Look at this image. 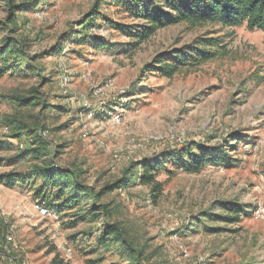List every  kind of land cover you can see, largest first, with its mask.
<instances>
[{
  "label": "rangeland",
  "instance_id": "374dc122",
  "mask_svg": "<svg viewBox=\"0 0 264 264\" xmlns=\"http://www.w3.org/2000/svg\"><path fill=\"white\" fill-rule=\"evenodd\" d=\"M110 20L146 23L113 0H0V46L11 39L24 52L0 61V264H134L113 233L84 237L103 230L100 212L79 219L92 198L55 199L49 180L62 182L63 168L104 190L98 203L142 264H264V218L254 216L264 208V31L177 23L134 45ZM204 37L217 39L219 55L171 77L145 71ZM192 144L225 148L230 166L177 169ZM145 159L159 168L144 184ZM65 185L64 196L74 193ZM236 203L240 221H223Z\"/></svg>",
  "mask_w": 264,
  "mask_h": 264
},
{
  "label": "trees",
  "instance_id": "16d2710c",
  "mask_svg": "<svg viewBox=\"0 0 264 264\" xmlns=\"http://www.w3.org/2000/svg\"><path fill=\"white\" fill-rule=\"evenodd\" d=\"M113 2L115 5L122 6L130 16L146 22L141 25H122L111 20L108 21L110 26L123 28L128 36L135 37L134 45L145 41L157 30L177 23H185L189 27H198L206 24L236 27L245 24L249 30L258 29L264 31V0H113ZM14 7L20 8L21 5ZM6 40L3 46H0V61L3 64H6L11 55L24 54L23 51L11 45V42H13L11 39ZM104 44L101 43V40H97L94 43V45L99 47L104 46ZM216 45H218L217 39H206L204 37L200 41H194L192 44L183 45L181 48L176 49L168 58H160L159 62L162 63L155 65L153 69L148 68L145 71L155 70L162 76L171 77L178 69L184 66H195L219 55L217 50L214 49ZM164 60H171V62L167 63ZM5 70V65L0 67V75ZM24 102L31 104L33 100L29 101V99H26ZM41 150V148L36 147L31 148L29 152L34 158H40L43 155ZM179 154L175 159L176 168L187 173L198 172L206 165L228 167L231 164L226 149L221 146L192 144L181 150ZM141 163L143 170L140 179L141 183L152 182L156 176L155 172L158 170L159 164L150 159H145ZM164 163L166 162L162 161V164ZM51 170L55 171L57 168L53 167ZM62 170L60 171L63 177L62 182H57L54 177L49 180L50 184L57 188L55 199L62 200V206H69V204H78V193L90 197L93 199V209H88V211L79 209L78 213L81 215H79V219L88 218V221L92 220L94 217H83V215L84 213L93 214L95 212H100L96 217L100 214L104 219L102 232L96 227H92L83 233L84 237L89 238L92 236L98 243H102L110 233H113V243L121 242L124 246L122 256L128 258L134 264H142V251L134 247V244L127 236H124V231L118 223L111 222L109 213L104 211L106 205L98 203V199L103 195L104 190L95 193L92 186L85 185L79 181L72 170L65 168ZM60 173H56V175ZM44 176L46 177L47 174ZM65 184L71 185L74 188V193L64 196V190L67 187ZM162 187V182L153 184V202H156L160 197ZM241 215L242 209L236 203V205L227 207V213L222 215L221 219L233 223L240 221ZM52 261L53 264H63L57 257ZM88 263L94 264V261H88Z\"/></svg>",
  "mask_w": 264,
  "mask_h": 264
},
{
  "label": "built area",
  "instance_id": "2783aa9c",
  "mask_svg": "<svg viewBox=\"0 0 264 264\" xmlns=\"http://www.w3.org/2000/svg\"><path fill=\"white\" fill-rule=\"evenodd\" d=\"M118 116L115 117V119H117ZM36 208L38 209V211L42 214V215H49L52 216L54 219L58 218V215L55 212L50 211L47 208H44L43 206L36 204ZM0 216H1V212H0ZM254 216L256 217H263L264 218V208L263 207H259L254 211ZM63 250L66 251V255H71V249L70 248H65L63 247Z\"/></svg>",
  "mask_w": 264,
  "mask_h": 264
}]
</instances>
